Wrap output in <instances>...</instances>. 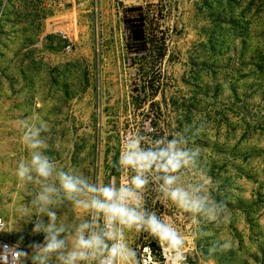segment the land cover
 I'll use <instances>...</instances> for the list:
<instances>
[{"label":"rangeland","instance_id":"374dc122","mask_svg":"<svg viewBox=\"0 0 264 264\" xmlns=\"http://www.w3.org/2000/svg\"><path fill=\"white\" fill-rule=\"evenodd\" d=\"M33 114L51 128L46 154L99 183L114 177L128 132L151 140L203 122L190 143L200 147L201 167L216 185L215 198L227 203L230 222L202 225L208 235L193 240L186 214L161 200L155 212L187 234L194 264H264V0H0L6 230L30 198L14 170L27 157L18 122ZM61 215L74 220L83 213ZM19 227L6 237L23 236L27 248L42 242L31 224ZM137 237L129 235L135 248ZM220 238L232 249L202 255Z\"/></svg>","mask_w":264,"mask_h":264},{"label":"clouds","instance_id":"9594fccd","mask_svg":"<svg viewBox=\"0 0 264 264\" xmlns=\"http://www.w3.org/2000/svg\"><path fill=\"white\" fill-rule=\"evenodd\" d=\"M18 124L27 157L17 162L14 174L30 198L17 210L16 226L5 230L0 220V231H21L23 222L43 240L30 243V252L20 248L23 236L14 245H3L0 264H188L187 234L146 207L149 188L157 200L189 217L193 240L208 235L202 225L219 227L231 220L227 203L215 198L216 185L201 167L200 147L190 143L205 130L203 122L151 140L140 131L128 132L112 167L130 173L129 179L107 183L77 166L60 167L46 154L51 133L47 120L33 114ZM66 209L83 215L66 220L61 215ZM132 233L146 234L161 256L149 257L150 246L133 247ZM232 247L230 239H216L202 255L212 257Z\"/></svg>","mask_w":264,"mask_h":264},{"label":"built area","instance_id":"2783aa9c","mask_svg":"<svg viewBox=\"0 0 264 264\" xmlns=\"http://www.w3.org/2000/svg\"><path fill=\"white\" fill-rule=\"evenodd\" d=\"M61 38L62 40L64 41L65 43V51H69L70 50V43H69V38L66 34L62 33L61 35ZM98 66L96 65V80H97V83L99 82L100 80V75H99V71H98ZM96 111L98 112L99 111V105L97 104L96 106ZM121 142H122V139L120 140V148H119V151H118V157H117V160L119 158V152L121 150ZM129 176H130V173H127V172H117L115 171V174H114V177L112 178V182H116V181H119V182H127V180L129 179ZM145 197H146V207H148L150 210H154L156 211V204H160L159 200L156 199L155 197V193H153L150 189V191H146L145 193ZM160 216L162 218H165L166 220H171L169 216H166L164 213L163 214H160ZM0 220L3 221V227L4 229L6 230V223L3 219L2 216H0ZM182 233L183 231L181 230V228L179 229ZM17 241L13 240V239H10V238H7L6 235H5V231H0V249H2L3 245H14L16 244ZM148 246H150V250L148 251V255L149 257L155 255L157 257H160L161 256V250L160 248L158 247V245L152 241L146 234H138V237H137V246H136V249L137 250H142V249H147ZM20 248L25 250V251H28L30 252L31 250L27 247H24L20 244ZM186 253H187V247L185 249ZM189 259H188V264H194V261L192 259V257H190V255L187 253ZM28 263V261L26 262V264Z\"/></svg>","mask_w":264,"mask_h":264}]
</instances>
